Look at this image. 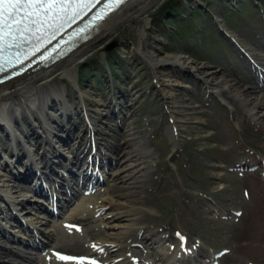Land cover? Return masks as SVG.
I'll return each mask as SVG.
<instances>
[{"label":"bare ground","instance_id":"6f19581e","mask_svg":"<svg viewBox=\"0 0 264 264\" xmlns=\"http://www.w3.org/2000/svg\"><path fill=\"white\" fill-rule=\"evenodd\" d=\"M159 1L162 0H128L101 23L89 39L80 43L62 60L48 67L25 73L21 77L0 85V122L4 123V126L0 128H3L4 132L12 134L8 137L12 141L11 145L20 144L24 139L27 141V138L34 134L33 129H36L34 118L35 120L39 118L38 122L41 121L42 123L40 129L45 132V145L54 143V138L51 136H57L58 131L53 128L54 118L53 113H48L50 112L49 106L56 100L62 102L63 106L60 107V111L64 117L72 111L71 104L66 101V84L62 78H57V75L61 73L65 76L70 88H78V85L74 82V64H83L85 57L91 51L96 52L100 49L99 52L97 51L96 62L92 61L93 64L96 63L105 68L111 76L129 78L131 73L129 70L118 71L121 59L113 47L114 59L117 61L105 54L101 50V46L103 47L108 43L107 40L111 41L110 38L113 32L120 25L122 26L133 17H141L147 9ZM138 34L139 39L145 35L142 30L138 31ZM138 44L137 51L139 55L151 65H168L174 67V69H180V72L188 71L192 73L203 85L201 89L203 93L208 92L215 95L222 104L229 105V101L237 103L253 123L264 127V90L262 88H255L253 85L236 86L234 82L226 83L221 77L215 76L216 67L198 61L193 56H191L192 58L186 57L179 53L161 56L159 55V49L150 46V48H146L148 52L141 51V42H138ZM261 46H264V41H262ZM261 46L259 51H253L252 55L258 64L264 66V48ZM92 62L89 64H92ZM113 72H119V75ZM178 74L179 72L173 75L172 73L167 74L158 71V74L154 77L167 108L175 106L174 100L179 90H182V88L187 89L184 86L185 84L180 83ZM190 81L192 82L191 89H195L198 81L192 77ZM135 93L126 92L128 95H132L130 98H134ZM78 94L81 98L85 97L84 93L79 92ZM92 103L89 109L91 112H96L102 118H109L110 113L107 105L102 106L103 104L97 98H92ZM168 104L171 105L168 106ZM82 107L85 109L84 105H79L80 109ZM15 117H26L27 121L22 127L25 129L29 126L31 132H33L30 134L24 133V129L19 126V122L14 120ZM172 131V126L167 127L166 135L169 139L173 137ZM172 140V145L175 146V137ZM41 149L36 152L34 159L29 158L31 164L36 159L35 164L38 166V161L40 160L39 164H41V161L48 156L49 148L44 146ZM156 154L149 143L141 142L132 147L124 144L122 152L117 151V165L107 175V181L120 183L124 190L119 194L103 195L96 199L91 197L88 192L80 190V192L75 193L72 204L66 209L67 211L63 210L66 206L59 208L58 211L61 214L59 222L54 221L55 219L50 218L47 213L45 215L41 214V211H39L41 205L38 202L44 201V199L32 197L31 192H34L32 184H28V186L19 184L15 181V176L5 170L12 165V159L9 157L8 164L0 161V198L10 213L18 211V214L21 215L22 225V230L14 227L12 220L7 217L4 209L0 210V264H65L59 262L53 253L49 252L45 255L41 252L44 250L59 252L60 248L78 241L76 238L68 239V235L73 236L74 233L71 232V229H75L74 224L69 219L72 218L73 220L74 218L82 221L87 218L89 213L93 215L95 212H99L98 217L95 218L96 220H93L97 223L90 226L87 233L93 236V227L97 226L96 229L104 230L105 240L86 241V245L90 251L95 252L96 256L102 259V264H148L146 263L148 255L152 260V263L149 264H176L174 262L181 255L185 261H188L184 264H189L190 261H193L191 264H198L196 260L199 257H207V254L210 253L205 248L206 246L199 244L197 247L186 250V253L183 254L180 252L182 245L179 242L175 245V248L170 249L169 243H165L166 235L162 232H153L154 238L151 241L147 237L149 232L144 229L143 225L138 224H142L143 217L136 211V207L144 201L146 189L143 187V183L147 182L146 173L142 170L154 163ZM143 155L144 159L140 161V156L143 157ZM49 178L52 181L54 175H49ZM56 183L58 186L54 187V190H56V195L59 197L63 193V184H60L58 180H56ZM68 187L72 188L71 186ZM68 187L66 190H68ZM212 188H219V186H213ZM50 194L53 201L57 199V196L54 197L53 192H50ZM28 202H31V204ZM32 202H34L33 205ZM19 207L21 209H18ZM209 210L212 211L211 208ZM79 230L80 228H77L78 232H80ZM134 231L140 232V237L145 239L144 243L150 245L149 251L142 253L140 249L137 250L130 245L129 237ZM15 241L33 247L23 249L16 245ZM38 244H40L39 248L36 247ZM133 257L137 259L136 263L131 262Z\"/></svg>","mask_w":264,"mask_h":264},{"label":"rangeland","instance_id":"374dc122","mask_svg":"<svg viewBox=\"0 0 264 264\" xmlns=\"http://www.w3.org/2000/svg\"><path fill=\"white\" fill-rule=\"evenodd\" d=\"M165 1L166 0L157 2V5L151 6L141 17H133L122 26L120 25V27L117 28L118 30L116 29L110 38L111 41L116 40L117 49L120 48L124 50L126 47L124 42L128 39L136 45H133L135 49L139 45L138 42H141V51H147L146 48L153 46L161 51L159 54L161 56H164V54L174 55L176 53L186 57L193 56L198 61L212 65L214 68L216 67L215 69L217 72L215 76L221 77L226 83L234 82L236 86L252 85L251 81L248 80V73L245 71L246 64L237 59L236 55L238 53L236 52V45L232 42L230 43L229 38L226 39L228 45L226 42L224 44V42L217 41L218 35L211 29L208 30V40L207 38L203 39V48L205 52H198L195 50L194 54L189 56L187 53H180L181 50H177L178 47H176L177 45H175V42L171 44L168 43L164 46L162 42H164L165 34H161L159 32L160 28L150 19ZM180 1L179 7L184 10L182 13H188L187 10L195 9L197 6L200 7V5L206 6L207 12L205 13L207 14L204 15L205 18L204 16L201 17V15H198L197 12L193 13V17L195 18L190 24L196 31L205 25H213L215 29L218 28L222 30L226 35L232 38L240 48L245 47L244 49L251 55L253 51L256 52L259 50L260 44L264 41V9L261 13L259 12L257 4H255L257 0H251L254 2L253 5H255L254 7L256 10L249 7V5L252 6L251 3L246 2V11H241L240 13L235 11L231 12L237 14H234L232 19L225 24L226 27L223 26V19H225V21L228 20H226L227 18H222V10L224 8L230 10V7L235 6L236 0H227L229 4L226 5V7L223 6V0ZM169 27H171V25L168 22L164 28L169 29ZM185 28H187V26ZM141 30H143L145 35L143 38L139 39L138 31ZM180 30L181 28L178 29V31ZM206 34L207 32H203L204 36H206ZM194 38L196 42L194 44L198 45L200 41L198 35L194 36ZM182 39L183 38H180L178 40L181 42ZM117 41L119 43H117ZM174 46L176 48H173ZM261 47L264 48V46ZM99 50L97 51L99 52ZM127 50V52L132 53L131 50ZM163 50H165V52ZM96 52H94V50L91 51L85 57L83 64L92 62L89 59L93 57ZM98 52L96 53L97 57ZM205 53L213 56L199 59L204 56ZM132 56L133 58L137 57L136 54ZM215 56L218 58L216 59ZM126 60L130 59L126 58ZM132 62L136 69L134 72L141 79V84L143 82L150 83L151 70L149 66L142 63L135 67L136 59L132 60ZM139 66H143V71L137 70V68H140ZM150 66L152 67V65ZM161 69L162 72L170 74L166 67L162 68L161 66ZM90 73L89 67H80L78 72L79 84H81L84 78H89L90 84L98 86L99 88L100 83L97 81L100 76L99 70L95 69L92 76ZM113 73L119 75V72ZM224 73L226 75H224ZM59 77L66 81V77L61 73L57 75V78ZM137 84H139V82H137ZM138 87L140 86L138 85ZM198 87L200 86L198 85ZM150 95L155 98L159 97L160 99L158 100H163L159 91L154 92L153 90V93ZM186 97L187 93L183 90H179L175 96V106L166 108V110L172 113L173 119L171 117L169 120L175 123L176 129L177 131L179 130L180 135L186 136V138L189 136L184 143L183 152L180 151L182 152L181 163L184 165H178L177 158H175V165H178V173L182 174L184 179L185 177L188 179L189 176H191L189 178L190 181L185 179V184H183L181 179L182 186L179 187V185H177L178 182L176 178L173 177L172 169L168 166L167 162H164V156L166 152L170 150V145L162 138L160 139L155 133V137L152 141L160 149L156 146L154 151L160 152L161 150V154L159 159H157L156 155L158 161L155 167L150 169L151 171L148 174L147 182L143 183V187L146 189L144 201L141 205L136 207V211L143 217L141 225L151 231L159 229L160 232H162V229L165 233H170V230L178 229L186 234L188 245L193 242L197 243L196 240L198 239L210 250L216 251L220 248H225L228 250V253L221 257L220 264H264V178L258 176L259 170L252 172V174H244L245 172H243L239 178L236 174L227 171L230 165L235 164L241 159L250 158V153H252L251 158L253 159L257 157L264 158V127L253 123L237 103L229 101V105H223L218 102L217 97L213 96L212 103L210 102L213 105L210 111L211 115L208 113L205 114L208 119V127L205 125V128L203 127L202 130L198 124L190 125L184 120V109L181 105H191L185 104ZM193 98L202 103L200 97L194 96ZM169 105L171 104H168V106ZM155 107H157V103H155ZM206 108H210V106H206ZM158 111L160 113L162 112L161 109H158ZM193 118L196 119L195 116ZM166 119L167 117H163L161 122H166ZM206 133L209 134L208 141L204 140L203 135H201L205 134L206 136ZM2 142L4 145L3 140ZM159 161L162 166L159 165ZM217 164H222V167H217ZM213 186H219V188L214 189L212 188ZM243 189L247 191V196L242 192ZM123 190L124 187L118 185V188L108 192L106 195L119 194ZM212 203L218 206L216 207L218 213H222L221 211L225 213L226 211L229 212L233 209H239L241 214L237 217L235 222H233L235 218H227L221 221L217 218H210V212L207 206H210ZM224 217V215L221 216V218ZM96 223L97 222H93L91 218L86 219L85 223L82 225V234L70 236L73 239L79 236V243L78 241L72 240L74 242L63 250L82 252V242L83 245H85L84 240L90 238L86 233V229ZM96 228L97 226L93 227L94 231L100 230ZM93 234L92 240H105L102 232ZM170 234V237L168 236V242L174 245L175 241ZM101 235L103 237H101ZM133 240H135L133 242L137 243L139 246L144 245L143 240L138 237ZM200 260H202V258H200Z\"/></svg>","mask_w":264,"mask_h":264},{"label":"snow or ice","instance_id":"6c2138e0","mask_svg":"<svg viewBox=\"0 0 264 264\" xmlns=\"http://www.w3.org/2000/svg\"><path fill=\"white\" fill-rule=\"evenodd\" d=\"M84 0H0V41L3 40L7 29H11L13 24H19L21 21L16 19L19 12L24 10L25 6L44 5V4H65V3H82ZM114 3L120 4L122 0H113ZM8 5L9 8L4 6ZM26 15L31 16L29 11ZM65 259H71L65 257Z\"/></svg>","mask_w":264,"mask_h":264},{"label":"trees","instance_id":"16d2710c","mask_svg":"<svg viewBox=\"0 0 264 264\" xmlns=\"http://www.w3.org/2000/svg\"><path fill=\"white\" fill-rule=\"evenodd\" d=\"M175 0H166L161 7H159V9L155 12L157 13V15H159L160 13H164L167 10H171V8L173 7ZM242 7V6H241ZM243 8V7H242ZM174 11V10H171Z\"/></svg>","mask_w":264,"mask_h":264},{"label":"water","instance_id":"95a60500","mask_svg":"<svg viewBox=\"0 0 264 264\" xmlns=\"http://www.w3.org/2000/svg\"><path fill=\"white\" fill-rule=\"evenodd\" d=\"M115 45V42L112 41L105 49L108 50L109 48H112Z\"/></svg>","mask_w":264,"mask_h":264}]
</instances>
